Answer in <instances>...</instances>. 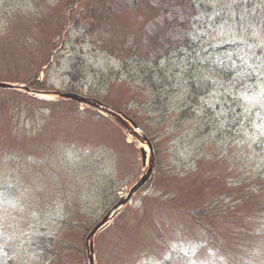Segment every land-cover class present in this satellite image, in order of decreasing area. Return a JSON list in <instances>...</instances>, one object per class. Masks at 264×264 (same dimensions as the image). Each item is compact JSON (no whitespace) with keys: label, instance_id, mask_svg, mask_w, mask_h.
Here are the masks:
<instances>
[{"label":"rangeland","instance_id":"1","mask_svg":"<svg viewBox=\"0 0 264 264\" xmlns=\"http://www.w3.org/2000/svg\"><path fill=\"white\" fill-rule=\"evenodd\" d=\"M78 1L0 0V82L98 99L127 114L151 140L154 174L96 236L95 264H163V258L170 264H245L263 259L264 246L247 255L226 235L223 227L239 220L237 213L208 221L219 240L204 248L210 235L186 215L189 209L238 193L237 187L227 190L225 183H236L229 161L236 162L233 154L237 149L241 153V144L223 147L215 160L202 162L209 155L206 148L222 147L212 138V127L176 123V114L169 119L152 113L157 102L144 91L149 85L139 81L138 66L124 67L121 62L129 59L134 41L145 44L146 34L159 35L163 45L144 62L160 54L161 63L172 61L175 68L187 69L190 54L171 46L187 37L216 44L202 55L212 46L222 51L234 46L225 55L242 65L264 61V56L254 55L264 53V0H203L196 18L174 0L170 6L168 0H90L81 14ZM253 1L260 6L249 11ZM73 12L77 14L71 17ZM216 13L228 25H217ZM244 35L256 44L248 45ZM256 72V82L250 81L246 90L253 89L262 100L264 68ZM242 85L238 79L236 88ZM34 98L23 90H0V174L10 179L0 189L12 190L25 207L21 227L36 230L43 220L61 221L49 224L54 231L46 257L53 260L45 264H89V231L144 174L140 148H148L93 109ZM263 102L252 103L256 109L245 113L244 123L254 112L251 125L264 128V105L259 106ZM164 108L172 110L171 102ZM225 142L229 144L228 138ZM0 202V211L6 212L8 203L3 197ZM40 256L33 247L35 264H44Z\"/></svg>","mask_w":264,"mask_h":264},{"label":"trees","instance_id":"2","mask_svg":"<svg viewBox=\"0 0 264 264\" xmlns=\"http://www.w3.org/2000/svg\"><path fill=\"white\" fill-rule=\"evenodd\" d=\"M132 60L133 59L124 61L123 65L130 63ZM143 61V59H139L136 64V66H140V72L144 71V69L141 67ZM147 71L148 79L151 83L150 90L153 96H157L156 99L161 98L159 97V93L161 92V89L163 87L165 89L169 88L167 90V96L170 95L169 99L173 98L171 96L172 94L177 97L185 95L184 92H182L181 94L176 92L182 90L183 86L189 87V90L187 91V97L184 98L183 101H180L182 104L178 105L177 107L179 111L178 115L180 116L181 123L185 122L190 124V122H195V124L190 125H200L201 120L198 119L197 116L194 114L193 107L197 103H199L200 97L206 93V86L200 85V87L198 88L195 86L196 83L194 81H191V84H189L188 86L186 85V83H183L182 85L181 82L182 80L184 81V78H186V76H180V80L177 81L176 76H174V74H172L171 76L172 81L168 82L170 77H168L164 72L158 74L161 75V77L159 79H156V75L152 73V70L149 71L148 69ZM225 74H228L226 75L227 77L232 78L233 83L235 82L234 75L239 76L240 78V74H233L230 69L229 71H225ZM228 98L230 99V95H228ZM237 105V102H233V106ZM156 112H161L162 114H164L163 111ZM164 115L165 117H167V114ZM227 127L228 131L225 135L226 137H228V140L236 141V139L238 138V141L240 143H244V145L242 146L241 153H238L236 155V162L229 161L231 172L238 173L237 179L240 177H246L242 178L243 182H237L236 179V183L233 184L235 187L241 188L239 192L243 193L244 197L242 199L244 200V202L239 197V193L231 196H221V199L215 198V200H212L209 205L197 208V214L202 216V219H200V222H198V227H201L204 233L207 231L210 232L209 239L204 245H207L211 242H213V245H216L219 239L213 237L215 236V226L213 225L211 227L208 224V221L219 219L222 216L229 217L232 213H237V219L239 220H237L233 224H230L229 226L224 225L223 228L225 229L226 235H228L231 239L235 240L234 246L238 249L246 251H256L259 253L262 250V247L264 246V223H259V226L257 227L255 224L257 220L252 219V216L255 217L258 212L253 211L254 204H258L261 197L264 198V144H262L260 141L247 142V137L245 135L240 136V134H242V131H239L238 133V131L232 125H228ZM217 142H219L220 144L223 142V140L221 138H217ZM206 149V153H208L209 155L207 159L203 157V159L201 160L202 162L208 159L215 160L216 156H218V154L221 155V153L223 152L222 149H218V146L216 148ZM196 166L198 169V165ZM242 168L243 170H241ZM228 187H231V184L229 182H226L225 188ZM246 194L252 195L248 196V202L245 201ZM258 197L260 198L258 199ZM262 216L264 217V215Z\"/></svg>","mask_w":264,"mask_h":264},{"label":"water","instance_id":"3","mask_svg":"<svg viewBox=\"0 0 264 264\" xmlns=\"http://www.w3.org/2000/svg\"><path fill=\"white\" fill-rule=\"evenodd\" d=\"M0 88H9V89H17L18 87L14 86V85H7V84H2L0 83ZM61 98H65V99H71L74 100L76 102L79 103H83L86 104L88 106H91L93 108L99 109L105 113H107L108 115L112 116L113 118H115L118 122H120L124 127H126L130 133H132L134 136H136L137 138H140L138 133H136L134 131V129L138 130L137 126L132 123V125L134 126L131 127L130 124L124 119V117H122L120 114L112 111L108 106H105L103 104H101L100 102L97 101H93L87 98H84L80 95H76V94H58ZM144 141L147 140L146 137H144L143 139ZM142 140V141H143ZM143 159L145 160V153L143 152ZM153 171V162L151 161L150 163V168L147 172V174L135 185V187L131 190L130 195H132L134 192H136L140 187H142L145 182L149 179V177L151 176ZM123 203H126L125 200H123ZM121 203H119L117 206L121 205ZM108 218L106 217L101 223H99L93 230L92 232L89 234L88 238H87V243L90 241V247H88L89 251L92 253L93 252V243H92V238L94 237V235L97 233V231L99 230V228H101L106 222H107Z\"/></svg>","mask_w":264,"mask_h":264},{"label":"bare ground","instance_id":"4","mask_svg":"<svg viewBox=\"0 0 264 264\" xmlns=\"http://www.w3.org/2000/svg\"><path fill=\"white\" fill-rule=\"evenodd\" d=\"M146 151H148V150L146 149Z\"/></svg>","mask_w":264,"mask_h":264}]
</instances>
